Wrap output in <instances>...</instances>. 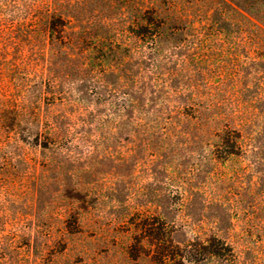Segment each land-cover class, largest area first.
<instances>
[{
    "label": "trees",
    "instance_id": "obj_1",
    "mask_svg": "<svg viewBox=\"0 0 264 264\" xmlns=\"http://www.w3.org/2000/svg\"><path fill=\"white\" fill-rule=\"evenodd\" d=\"M116 4L128 10L115 17L96 11V0H0V74L9 88L21 63L34 67L33 144L67 199L59 236L38 223L4 238L1 228L0 264H90L100 256H72L69 244L85 233L96 198L75 148L107 130L135 146L117 150L118 166L147 154L166 159V172L184 166V183L197 179L192 190L169 187L167 205L179 193L212 209L208 231L179 239L168 214L141 210L157 197L139 201L128 218L136 212L146 235L126 245L127 264H264V0ZM123 189L115 198L128 207Z\"/></svg>",
    "mask_w": 264,
    "mask_h": 264
},
{
    "label": "rangeland",
    "instance_id": "obj_2",
    "mask_svg": "<svg viewBox=\"0 0 264 264\" xmlns=\"http://www.w3.org/2000/svg\"><path fill=\"white\" fill-rule=\"evenodd\" d=\"M96 2L99 5L96 11L115 17H119L122 10H128L126 5L118 6L116 0ZM8 82L9 77L0 74V223L3 224L0 229L3 228L4 238L16 231L20 235V231L38 223L44 235L59 236L62 232V210L67 199L62 192L63 182L57 179L55 172H42L40 148L33 144L34 67L21 63L16 82L9 88ZM8 105H12L13 114L17 115L14 124L10 123L11 113L6 111ZM112 130L114 132L115 129ZM106 132L104 135L109 133L108 130ZM27 134H30L28 142L22 141L21 137ZM104 135L80 141L75 148L83 159L81 166L84 178L88 179L87 186L96 198L85 220V233L74 236L70 241L72 256L83 249H97L100 256L90 260V264H127L124 261L126 245L134 242L136 237L139 239L146 235L142 218H138L135 212L130 219L128 214L137 211L139 201L152 197L158 199L155 204L141 210L168 214L179 227L176 238H188L208 231L212 209H203L200 196L195 198L193 195L189 202H185L179 193H175L170 205L164 199L169 187L175 192H178V186L191 190L196 187L197 179L194 177L183 182L184 166L180 170L166 172V159L152 161L147 154L144 158L132 155L127 158L125 166H118L115 160L117 150L134 149V143ZM105 151L112 153V158L105 159ZM118 177L122 181L116 183ZM213 187L215 183L208 182L207 192H211ZM120 188H124L123 193L131 197L128 207L115 198ZM146 250L150 252V248L146 247ZM137 251L142 249L138 246ZM130 264H150V261L138 258Z\"/></svg>",
    "mask_w": 264,
    "mask_h": 264
}]
</instances>
